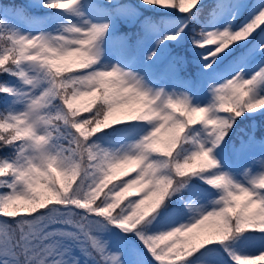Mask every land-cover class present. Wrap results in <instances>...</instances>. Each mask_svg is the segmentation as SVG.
<instances>
[{
  "label": "snow or ice",
  "instance_id": "1",
  "mask_svg": "<svg viewBox=\"0 0 264 264\" xmlns=\"http://www.w3.org/2000/svg\"><path fill=\"white\" fill-rule=\"evenodd\" d=\"M108 6L141 24L135 45L126 47L124 55L134 57L143 50L144 63H152L144 74L128 62L115 63L119 65L113 69L117 84L108 89L112 95H104L109 110L103 122L93 108L88 116L71 113L63 124L59 116L38 115L43 103L33 100L37 90L24 66L31 62L34 49L47 50L50 41L62 34L78 36L79 49L93 59L92 45L105 41L112 22L89 19L81 0H31L0 6V222L10 223L4 217H18L10 224L20 221L28 228L23 241L0 244V264H24L31 257L39 264H82V258L83 264H188L197 253H207V264H213V251L234 235L264 233V135H257L255 121L238 126V118L246 112L264 109V94H253L264 83V0H254L251 5L240 0H212L209 21L198 32L193 28L188 37L193 52L203 50L198 61L202 65L199 82L182 77L185 56L170 49L168 42H184L189 22L205 8L201 0H140L138 5L117 0ZM145 6L174 11L180 23L165 31L148 17L140 19L139 9ZM5 7L12 11L5 14ZM29 8L47 9L49 16L38 18ZM244 8L248 16L239 26H209L229 15L235 17ZM107 64L111 67L113 63ZM249 65L255 70L249 72ZM120 68L132 71L121 72ZM160 80L168 83L160 84ZM100 83L103 92L104 81ZM54 87L58 95L53 108L60 104V93L68 99L63 81L57 80ZM205 88L206 95L211 93L207 103L194 100ZM144 109L149 115L141 118ZM44 129L48 133L39 135ZM108 130L123 134L104 143L100 134L107 140ZM161 133L177 138L173 159L192 152L196 161L192 168L162 175L158 167L142 164L136 168L133 161L129 166L135 169V176L112 179L100 188L92 185L85 199L54 196L52 203L36 205L35 210L13 208L30 201L37 181L50 169L62 168L60 154L46 151L49 143L54 141L78 155L84 169L77 183L83 179L89 185L105 146L119 147L146 134V147H150ZM26 147L39 155L29 157L28 166L17 167L14 158L19 159ZM153 158L159 157L154 154ZM121 172L127 175L126 170ZM191 177L198 179L188 185ZM20 182L26 186L24 192L17 189ZM109 231L112 235L106 238ZM224 251L233 264H264V251L242 254L226 245Z\"/></svg>",
  "mask_w": 264,
  "mask_h": 264
},
{
  "label": "clouds",
  "instance_id": "2",
  "mask_svg": "<svg viewBox=\"0 0 264 264\" xmlns=\"http://www.w3.org/2000/svg\"><path fill=\"white\" fill-rule=\"evenodd\" d=\"M78 39L79 37L75 34H62L60 38L50 41L47 50L34 49L29 57L31 62L24 66L29 79L33 82L32 87L37 90L33 100L43 103V109L38 115L59 116L60 124H63L65 119L70 120V114L73 112L80 114L81 109L84 112H89L93 108L97 109V114L100 115V120L103 122L109 110L104 95H112L108 89L114 88L117 84L113 69L118 68L119 65L113 63L109 67L104 62L99 68L92 67L94 64H100L103 60V41H98L92 45L90 51L93 59H89L79 49ZM86 68H92V70L82 71ZM120 71L130 72L132 70L120 68ZM57 80L63 81L67 85L65 91L68 94V99L65 100L63 94L60 93V104L53 108L58 95V89L54 87ZM101 81H104L103 92L101 91ZM128 83L131 85L132 80L129 79ZM68 100L73 103L69 105ZM163 103V98H161L159 104L162 105ZM145 115H149L148 109H144L141 118ZM192 118L195 119V114ZM48 131V129H44L39 135H46ZM145 135L142 134L136 140L119 147L105 146L97 157L94 172L89 177L91 180L89 185H86L83 179L77 183L80 173L84 169V162L78 155L58 147L54 141L49 143L46 146V151L53 156L60 154L63 159L62 168L50 169L43 180L37 181V191L31 194L30 201L21 202L14 205L13 208L31 207L35 210L36 205L43 207L46 203H52L54 196L57 199L68 197L85 199L90 194L89 189L92 185H95L96 188H100L101 185L106 186L112 179H117L118 174L126 170L133 161H135L136 168L142 164L146 167H158L162 175H167L169 171L187 170L196 163L192 152L178 155L173 159V153L177 149V138L174 135L158 134L154 137L150 147H146L149 142L145 140ZM154 154L159 158H153ZM38 155L39 153L31 147H26L22 154H18L19 159L14 158L13 162L17 167L23 168L29 165V157ZM31 162L36 163L35 160ZM17 189L24 192L26 186L20 182L17 183ZM3 215L7 216V213H3ZM17 216L23 219L22 213L17 212ZM27 232V226L22 225L20 221H17L15 225L0 222V244L19 243L25 239ZM24 264H39V260L31 257L26 259Z\"/></svg>",
  "mask_w": 264,
  "mask_h": 264
},
{
  "label": "rangeland",
  "instance_id": "3",
  "mask_svg": "<svg viewBox=\"0 0 264 264\" xmlns=\"http://www.w3.org/2000/svg\"><path fill=\"white\" fill-rule=\"evenodd\" d=\"M106 1L107 0H81V5L83 6V10L86 12L87 17L89 19H91L93 21L110 20L112 22V27L110 29V31H111L113 28H116V26L117 27L121 26V23H120L121 19L127 20L128 18H126L123 14L118 13V12L112 13L107 6L109 3H107ZM113 1L115 2L117 0H113ZM240 2H242V3L246 2L247 5H251L254 2V0H240ZM246 11H247V8H244V9L240 10L239 12L235 13V17H233L232 15H229L222 21H217L214 23L209 22V26L210 27L211 26L223 27V26H225L226 23H231L233 26H239L240 24H242L245 21L246 17L248 16V14H247V16L244 19L241 18V16ZM165 12H167L169 14H167L165 21L162 24H158V25L161 29H163L165 31L172 30L175 25L180 23V20L177 18L174 11H172V12L165 11ZM63 15H67V14H63ZM70 18L74 19V20L77 19L76 17H70ZM21 30L27 31L28 29L22 28ZM186 30H185V32H186ZM168 43L170 45L171 42H168ZM241 43H243V42H241ZM103 47L105 49V54L103 56L102 61L106 62V63L128 62L131 64L132 67H134L137 70H140L142 74H144V72L149 68V65L152 63V62H149L148 65H146L144 63V51L143 50L140 51L139 56L135 60H132V61L127 60V56L124 55V52H125V48L129 47V43H128V38L125 35L116 36L112 40H107V37H106L105 41L103 42ZM202 52H203V50L198 51V54H199L198 61H199V58H200ZM201 67H202V65H200L198 68L199 72H200ZM254 70H255V67L253 65L248 66L249 72L254 71ZM181 75H182V73H181ZM182 77H184V76L182 75ZM195 78L196 77H194V76H189L187 78V80L196 82ZM184 79H186V78H184ZM159 83L160 84H166L168 82L166 80H160ZM169 90H171V89H169ZM253 94L254 95L264 94V83L258 85L257 88L254 90ZM210 98H211V93H208V95H206V88L203 89L202 91L196 93V95L194 96V100H198L200 103H207V99H210ZM248 115H252V116L264 115V109H261L258 112H246L244 114V116H242V117H245ZM85 116H88L87 112L85 113ZM120 127L123 128V126H120ZM108 132H109V130H108ZM114 133L115 132H112V134H110V136L112 135V138L110 139V137H108L107 140H105V143H108L109 141L115 140L114 139ZM100 136H101V138H103L104 134H100ZM229 170H232V169H229ZM126 171H127V173L131 172L132 167L128 166ZM133 172H134L133 175L135 176V171H133ZM123 175H125L124 172H120L118 174V178L120 176H123ZM237 178H239V177H237ZM200 203H203L206 206L210 207V205H208L207 202L202 201ZM3 219H5L11 223L15 219H18V217H16V218L4 217ZM114 231L118 232L119 229H115ZM111 235H112L111 231L105 233L106 238L111 236ZM133 238L134 237L131 236L130 239L133 240ZM134 243L139 245L138 242L134 241ZM139 246L141 248L143 247L142 245H139ZM260 251H264V239L261 241H258L256 243H251L250 245L244 247V250L241 253L242 254H249V255H257V254H259ZM209 258H210L209 256L206 257L203 261L200 262V264L201 263L207 264ZM83 259L84 258H82V264H83ZM211 259L213 260V264H225V262L222 260L221 255L218 253L217 250L213 251ZM88 264H92V262L88 261ZM153 264H155V262H153Z\"/></svg>",
  "mask_w": 264,
  "mask_h": 264
},
{
  "label": "trees",
  "instance_id": "4",
  "mask_svg": "<svg viewBox=\"0 0 264 264\" xmlns=\"http://www.w3.org/2000/svg\"><path fill=\"white\" fill-rule=\"evenodd\" d=\"M15 1H22V0H15ZM123 3L124 4H136V5H138V4H140V0H123ZM211 3H212V0H201V4L205 5L204 10L196 18H194L193 20H191L189 22V29L187 31L188 33L186 32L187 35L185 36L184 42L182 44H177V45H181V48H180L181 52H189L190 49L192 48L191 47V45H192L191 40L188 37L192 35L191 30L193 28H195L197 32L199 31V27H200L199 19L201 20V18H204L208 15V7L211 5ZM139 11H140L139 12L140 19H143L144 17H148L149 15L160 16V13H167L164 10H157L154 8H149L147 6L139 9ZM123 24H126V25H123V27H119V28H121V30H124L129 35H135L138 33L137 31H138L139 25H140V23L138 21H132V22L123 23ZM85 113L86 112H81L80 115L85 116ZM261 116H259V115H257V116L248 115L245 117H240V118H238V126L239 127H246L252 122V120L257 121V120H259V117L261 118ZM257 129H258L257 133L264 134V124L263 123H260L259 126L257 127ZM195 180H197V177L189 178L188 179V185H191L193 183V181H195ZM113 182L115 183L116 181H113ZM188 185H186V188L188 187ZM182 191H183V189H182ZM172 199H175V195L172 197ZM173 207H174V205H173ZM41 211H43V210H41ZM249 234H256V233H249ZM236 237H237V235H234L229 241L225 242V245L229 246L230 244L234 243L236 240ZM130 238H131V235H130ZM133 240L135 242L139 243V241L135 240V238H133ZM225 245H222V246L225 247ZM191 258H189L188 263H190Z\"/></svg>",
  "mask_w": 264,
  "mask_h": 264
}]
</instances>
